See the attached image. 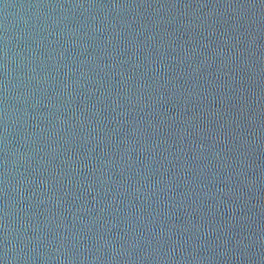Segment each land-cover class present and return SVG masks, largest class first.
Returning <instances> with one entry per match:
<instances>
[{"label": "water", "instance_id": "water-1", "mask_svg": "<svg viewBox=\"0 0 264 264\" xmlns=\"http://www.w3.org/2000/svg\"><path fill=\"white\" fill-rule=\"evenodd\" d=\"M0 264H264V0H0Z\"/></svg>", "mask_w": 264, "mask_h": 264}]
</instances>
